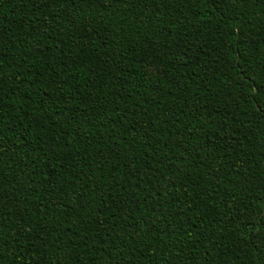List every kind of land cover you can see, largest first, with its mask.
I'll return each instance as SVG.
<instances>
[{
	"label": "trees",
	"instance_id": "trees-1",
	"mask_svg": "<svg viewBox=\"0 0 264 264\" xmlns=\"http://www.w3.org/2000/svg\"><path fill=\"white\" fill-rule=\"evenodd\" d=\"M0 225V264H264V0H0Z\"/></svg>",
	"mask_w": 264,
	"mask_h": 264
},
{
	"label": "snow or ice",
	"instance_id": "snow-or-ice-1",
	"mask_svg": "<svg viewBox=\"0 0 264 264\" xmlns=\"http://www.w3.org/2000/svg\"><path fill=\"white\" fill-rule=\"evenodd\" d=\"M218 3H224V0H217ZM214 6H215V3H214ZM218 10V9H217ZM3 225H0V227H2Z\"/></svg>",
	"mask_w": 264,
	"mask_h": 264
}]
</instances>
